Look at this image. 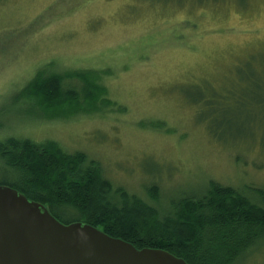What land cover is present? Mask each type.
<instances>
[{"label": "rangeland", "instance_id": "obj_1", "mask_svg": "<svg viewBox=\"0 0 264 264\" xmlns=\"http://www.w3.org/2000/svg\"><path fill=\"white\" fill-rule=\"evenodd\" d=\"M42 70L82 72L106 100L44 103L28 90ZM10 136L83 152L163 207L210 181L264 187V0H0ZM236 264H264V240Z\"/></svg>", "mask_w": 264, "mask_h": 264}, {"label": "trees", "instance_id": "obj_2", "mask_svg": "<svg viewBox=\"0 0 264 264\" xmlns=\"http://www.w3.org/2000/svg\"><path fill=\"white\" fill-rule=\"evenodd\" d=\"M28 90L58 105L102 100L106 94L82 72L44 70ZM0 172L9 176L0 178V186L43 204L63 224H88L137 249L166 250L187 264H236L264 240V187L239 191L210 181L203 195L163 207L156 186L147 190V202L115 186L83 152L69 153L50 139L12 136L0 140Z\"/></svg>", "mask_w": 264, "mask_h": 264}, {"label": "water", "instance_id": "obj_3", "mask_svg": "<svg viewBox=\"0 0 264 264\" xmlns=\"http://www.w3.org/2000/svg\"><path fill=\"white\" fill-rule=\"evenodd\" d=\"M0 264L187 262L163 249H137L88 224H63L43 204L0 186Z\"/></svg>", "mask_w": 264, "mask_h": 264}]
</instances>
